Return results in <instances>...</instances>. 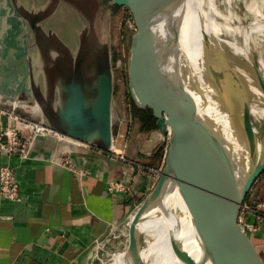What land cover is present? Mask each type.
<instances>
[{"label":"water","instance_id":"95a60500","mask_svg":"<svg viewBox=\"0 0 264 264\" xmlns=\"http://www.w3.org/2000/svg\"><path fill=\"white\" fill-rule=\"evenodd\" d=\"M47 1L0 0L10 12L5 26L0 22V103L29 108L60 134L110 150L115 119L109 55L104 69H80V40L87 21L60 4L53 19L67 20V25L59 35L53 32L50 14L44 15ZM186 1L109 2L128 12L136 29L126 71L131 101L151 111L153 137L158 133L167 138L159 178L133 215L128 249L138 245L139 224L154 203L161 202L170 246L181 264H263L239 216L251 187L264 174V115L256 131H249L246 119L235 130L243 157L238 168L233 166L220 131L216 47L210 36L201 32L200 73L181 66L179 37ZM53 40L71 53L73 62L49 85L53 78L46 79L41 48Z\"/></svg>","mask_w":264,"mask_h":264},{"label":"crops","instance_id":"0c3cea01","mask_svg":"<svg viewBox=\"0 0 264 264\" xmlns=\"http://www.w3.org/2000/svg\"><path fill=\"white\" fill-rule=\"evenodd\" d=\"M85 1L90 7L83 16L93 25L94 7ZM83 29L81 47L87 52L94 42L93 31L85 25ZM99 47L109 55L107 47ZM29 110L18 111L29 115ZM3 121L0 117V124ZM125 123L113 122L114 143ZM60 135L37 138L24 160L0 155V165L13 167L20 191L18 202L0 201V264H91L98 242L148 194V179L138 175L132 157L118 156L131 150H125L124 132L119 152ZM64 157L75 172L61 164ZM112 182L123 183L127 190L109 191ZM245 203L248 207L243 205L239 221L264 264V174Z\"/></svg>","mask_w":264,"mask_h":264},{"label":"rangeland","instance_id":"374dc122","mask_svg":"<svg viewBox=\"0 0 264 264\" xmlns=\"http://www.w3.org/2000/svg\"><path fill=\"white\" fill-rule=\"evenodd\" d=\"M110 1L111 0H88L94 7V18L91 20L93 23L91 27L88 24V20H86L87 23L85 26L88 32L93 31L92 36L94 42L90 49L80 56L78 61L81 63L86 60L92 62H106L108 60L105 54L106 51L99 46L104 45L107 47L114 80L113 117L115 123L118 121L126 122L121 131L124 132L125 150H127V148L131 149L129 152L122 151L118 156L125 157L127 153L132 157L133 162L137 165L138 175L143 177L145 181L148 179L149 193L157 182L154 181L156 172H161L162 170L167 147V138L158 133L153 137L152 134L155 128L150 126V122L148 124L145 121V114L143 111H140L142 109H134L132 106V101L127 89L126 71L131 35L136 29L128 12L117 5H110ZM216 2H218V0ZM60 4L64 8H67V10L79 12L81 15L89 12V7L85 0H48L43 12L44 15L50 14L49 20L53 23L49 22L52 28H54L53 32L59 35L62 34V30L66 31L65 26L67 25V20L62 21V19H60L59 22H54L53 15L58 10V6H61ZM243 5L242 0L235 5L233 0H219L217 4V6L221 7V19L219 15V23L217 25L216 23L212 24L211 32L214 37V46L216 47L215 58L217 59V63L220 67L219 71L223 77V81L217 85L220 93H222L223 88L229 89L231 85L233 86V79L239 76L238 73L240 71L234 68L231 57L236 50L234 48L235 38L242 28L241 25H237L235 14L237 16L241 15L239 18L243 21H247L248 19L246 17H249ZM222 19L225 20L226 26L225 32L223 33H221L220 30ZM221 40H223V45H220ZM53 41L51 45L41 48L44 59L42 65L46 79L53 78L49 81V85L56 82L58 75L64 69L63 66H71L73 62V60H71V53L62 47L60 42ZM102 42H105V44ZM58 65H61V67H57ZM18 110L24 112V109L18 108ZM26 116L35 120L39 118L38 115H33L31 112ZM121 131L119 133H122ZM113 154L117 153L115 152ZM144 198L145 196L141 198L140 202L135 204L126 217L128 215L130 216L132 211L135 212L137 210L143 203ZM243 205L248 207L246 203H243ZM126 217L110 228L107 235L104 236L99 242V245H97L98 247L95 246L91 264H111L113 257L128 246L130 229L126 226Z\"/></svg>","mask_w":264,"mask_h":264},{"label":"bare ground","instance_id":"6f19581e","mask_svg":"<svg viewBox=\"0 0 264 264\" xmlns=\"http://www.w3.org/2000/svg\"><path fill=\"white\" fill-rule=\"evenodd\" d=\"M216 1H186L179 37V50L183 56L181 66L185 71L191 66L192 70H195L194 73H200L201 32L210 36L214 41L211 27L213 23L216 25L219 23L221 13V7L217 6L219 0ZM233 1L235 5L241 0ZM242 2L249 17H246L247 21H243L239 18L241 15L235 14L237 25L242 26V33L240 31L235 38L234 48L236 50L231 57L234 68L240 71L239 76L233 79V86L231 85L229 89L223 88L222 93L217 86L221 113L219 114L220 131L228 155L235 167L240 164V159L243 157L240 139L238 135H235V130H239L242 120L246 119L249 122V131H256L264 115V97L261 95L262 89L264 90V0H242ZM5 5L4 2L0 3V7H5V15L0 17L2 26H5L4 21L10 15L9 8ZM221 23L220 30L223 33L226 29L225 20L222 19ZM223 40L220 45H223ZM188 61L190 65H187ZM219 68L215 58L213 70L217 85L223 81ZM233 116L236 117L235 122ZM112 148L117 152L121 150L122 133ZM132 218V214L126 217V226L129 227ZM138 231L140 233L138 245H134L130 250L128 245L113 257L111 264H181L170 246V228L163 214L161 202L154 203L146 220L139 224Z\"/></svg>","mask_w":264,"mask_h":264},{"label":"built area","instance_id":"2783aa9c","mask_svg":"<svg viewBox=\"0 0 264 264\" xmlns=\"http://www.w3.org/2000/svg\"><path fill=\"white\" fill-rule=\"evenodd\" d=\"M0 117L4 118L0 124V155L17 156L24 160L29 157L33 142L37 138L46 135L61 136L59 132L47 127L42 121L19 113L18 108L15 107H0ZM61 164L71 171H76L67 157L61 159ZM159 175L160 171L156 172L155 182ZM108 190L125 191L127 186L121 182H112ZM19 200V184L13 167L9 164L0 165V201L15 203Z\"/></svg>","mask_w":264,"mask_h":264},{"label":"flooded vegetation","instance_id":"af4514ba","mask_svg":"<svg viewBox=\"0 0 264 264\" xmlns=\"http://www.w3.org/2000/svg\"><path fill=\"white\" fill-rule=\"evenodd\" d=\"M89 7H90V5H89ZM81 52L84 53L83 51H81ZM102 56H103V55H102ZM96 62H99V61H93V62H92V61H88V60H86V61H84V62H82V63L80 64V65H81V66H80V69H83V68L85 69V68H88V67H93V65H94L95 68L97 67V68H99V69H104V68L107 67V65H105V64H107L105 61H103V63H104L105 66H102V67H101V66H98V65H97L98 63H96ZM103 63H102V64H103ZM57 67L60 68L61 65H60V66L58 65ZM63 67L65 68L66 66H63ZM69 67H70V66H69ZM66 68H67V67H66ZM61 72H62V71H61ZM61 72H60V73H61Z\"/></svg>","mask_w":264,"mask_h":264},{"label":"trees","instance_id":"16d2710c","mask_svg":"<svg viewBox=\"0 0 264 264\" xmlns=\"http://www.w3.org/2000/svg\"><path fill=\"white\" fill-rule=\"evenodd\" d=\"M132 106H133L134 109H138V108L135 107V105L133 103H132ZM138 110H140V109H138ZM140 111H143V113L145 114V121L148 124L150 122V124H151L150 126L153 127V128H156L155 127V118L152 116L151 111H149V110H140Z\"/></svg>","mask_w":264,"mask_h":264}]
</instances>
